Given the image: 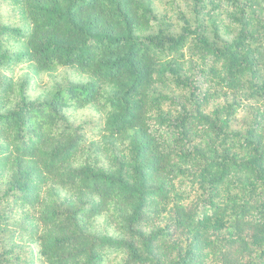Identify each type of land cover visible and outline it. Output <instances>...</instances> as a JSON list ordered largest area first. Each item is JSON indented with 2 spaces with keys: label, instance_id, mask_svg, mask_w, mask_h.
Wrapping results in <instances>:
<instances>
[{
  "label": "trees",
  "instance_id": "16d2710c",
  "mask_svg": "<svg viewBox=\"0 0 264 264\" xmlns=\"http://www.w3.org/2000/svg\"><path fill=\"white\" fill-rule=\"evenodd\" d=\"M215 1L173 33L153 30V0H9L0 264H264V0H229L209 35ZM18 64L84 79L33 99L5 74Z\"/></svg>",
  "mask_w": 264,
  "mask_h": 264
},
{
  "label": "rangeland",
  "instance_id": "374dc122",
  "mask_svg": "<svg viewBox=\"0 0 264 264\" xmlns=\"http://www.w3.org/2000/svg\"><path fill=\"white\" fill-rule=\"evenodd\" d=\"M192 0H153L154 15L153 18V30L158 28L170 30L173 33L181 32L182 26L185 24V18L191 26H195V12L192 9ZM230 8L229 0H216L213 5L209 4L204 8L200 14L203 26L206 28L207 33L211 35L212 24L214 20L219 21L222 24L220 31L225 33V25L228 24V18L226 11ZM0 23L8 24L11 26H21L22 21L20 15L14 5L9 3V0H0ZM5 45L11 49L14 48V44L10 40L5 41ZM5 74L12 75L14 78L27 79L29 81L28 93L32 95L33 99L41 96L46 92L48 87L54 80H59L64 83L63 79L67 76L73 80H81L84 77L79 76L72 70L59 68L52 74H38L34 75L30 73L27 64H18L12 70H6ZM65 76V77H64ZM206 88V85L203 87ZM213 106V101L210 102L209 108ZM69 116L72 122L76 124H83L84 131L89 136H94V131L102 123L101 116L94 113L90 109L81 110H69ZM244 115V111L238 112V117L241 118ZM2 194V189H0Z\"/></svg>",
  "mask_w": 264,
  "mask_h": 264
}]
</instances>
